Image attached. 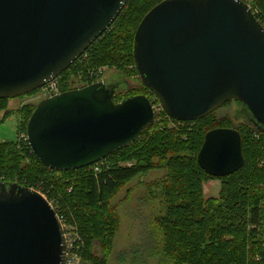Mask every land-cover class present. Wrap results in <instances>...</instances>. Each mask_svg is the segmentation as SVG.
Here are the masks:
<instances>
[{"label": "water", "instance_id": "1", "mask_svg": "<svg viewBox=\"0 0 264 264\" xmlns=\"http://www.w3.org/2000/svg\"><path fill=\"white\" fill-rule=\"evenodd\" d=\"M127 1L0 0V100L56 80ZM133 58L167 117L197 121L235 100L237 119L264 133V28L242 0L162 1L139 23ZM125 90L100 81L38 101L25 127L32 154L52 171L69 172L135 142L155 112L144 95L115 103ZM196 161L213 178L237 172L244 163L239 132L208 131ZM65 253L62 223L47 199L0 182V264H64Z\"/></svg>", "mask_w": 264, "mask_h": 264}, {"label": "trees", "instance_id": "2", "mask_svg": "<svg viewBox=\"0 0 264 264\" xmlns=\"http://www.w3.org/2000/svg\"><path fill=\"white\" fill-rule=\"evenodd\" d=\"M162 1L128 0L109 29L57 78L60 93L75 89V77L71 75L77 71L76 75L81 72L84 78L89 70L109 65L115 66L126 81L138 76L133 58L134 35L142 18ZM242 1L250 6L264 28V0ZM81 82L82 87L92 83L88 77ZM128 89L118 92L113 101L144 95L152 106L158 104L146 87L141 93ZM6 102L0 100V112L5 115L9 113ZM37 103L18 110L20 132L25 133ZM212 115L178 122L160 111L155 119L161 116L166 124L162 120L153 123L135 142L104 159L98 170L94 164L75 171L55 172L41 164L28 145L3 142L0 182L17 183L43 195L62 224L75 230L82 264H107L118 222L109 196L138 175L165 167L167 183L163 194L167 212L157 223L167 254L178 255L182 247L184 259L193 264H264V133L241 121L234 129L241 138L242 167L223 178L210 177L196 161L205 134L230 128ZM177 123L181 125L172 126ZM210 179L220 181V190L216 199L205 200L202 185ZM94 243L101 256L93 253Z\"/></svg>", "mask_w": 264, "mask_h": 264}, {"label": "rangeland", "instance_id": "3", "mask_svg": "<svg viewBox=\"0 0 264 264\" xmlns=\"http://www.w3.org/2000/svg\"><path fill=\"white\" fill-rule=\"evenodd\" d=\"M128 67L129 65L124 70ZM99 69V79L103 81L120 83L123 90L129 88L128 90L139 93L144 90L138 76L128 78L127 86L124 78L117 73L115 66L105 65ZM92 71L96 69L89 70L84 76L89 79V73ZM77 72L71 75L75 77L72 79V87L75 88L81 87L83 85L81 80L85 78L81 72L76 75ZM45 91L46 88L43 87L34 95L7 100L6 110L9 113L5 115L4 111L0 112V143L18 142L19 135L22 133L19 131L21 118L18 110L27 104L37 103ZM239 109L238 103L231 100L216 110L212 117L216 120H224L222 125L234 129L241 122L236 114ZM161 120L164 121L160 116L154 123ZM164 123L165 121L163 125ZM165 176V167L152 169L121 184L116 193L109 196L108 201L114 207V215L118 222L112 237L111 253L107 257V264H193L184 259L185 249L182 247L178 255L171 252L167 254L161 240L162 233L157 219L165 216L167 212V203L163 194L164 185L167 183ZM219 190V180L210 179L202 185L205 200L216 199ZM62 227L65 228L64 225ZM92 251L95 255L101 256L97 243H94Z\"/></svg>", "mask_w": 264, "mask_h": 264}, {"label": "built area", "instance_id": "4", "mask_svg": "<svg viewBox=\"0 0 264 264\" xmlns=\"http://www.w3.org/2000/svg\"><path fill=\"white\" fill-rule=\"evenodd\" d=\"M99 71H100V69H97L96 71H92L89 73L90 74L89 79L92 80V83L103 81L102 79H99L100 78L98 75ZM44 88H46V91H45V93H43V96L40 98V100L52 97V96L60 93L58 79H56V80L50 82L49 84L45 85ZM77 88H80V87H77ZM153 108H154L155 113H158L161 111L158 104L156 106H153ZM175 125H181V124H179V123L172 124L173 127ZM18 142H21L24 146L28 145L27 137H26L25 133H21L19 135ZM102 165H104L103 160L96 163L94 166V169L98 170V166H102ZM61 223H62V221H61ZM62 226H63V224H62ZM64 227L65 228L63 229V231H64L65 251H66L64 264H82L79 248H78V245L76 244L78 242V236H77V234L73 228L67 227V226H64Z\"/></svg>", "mask_w": 264, "mask_h": 264}]
</instances>
